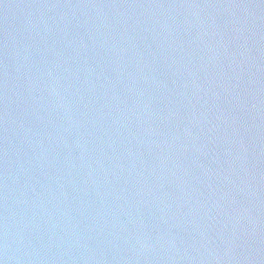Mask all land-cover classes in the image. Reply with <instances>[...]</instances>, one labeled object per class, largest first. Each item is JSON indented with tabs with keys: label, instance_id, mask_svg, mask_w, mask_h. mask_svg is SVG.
Here are the masks:
<instances>
[{
	"label": "water",
	"instance_id": "obj_1",
	"mask_svg": "<svg viewBox=\"0 0 264 264\" xmlns=\"http://www.w3.org/2000/svg\"><path fill=\"white\" fill-rule=\"evenodd\" d=\"M0 264H264V0H0Z\"/></svg>",
	"mask_w": 264,
	"mask_h": 264
}]
</instances>
